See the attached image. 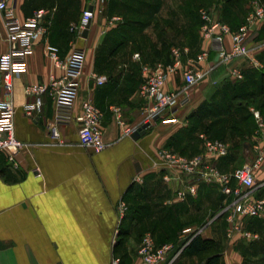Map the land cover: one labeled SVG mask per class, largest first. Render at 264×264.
<instances>
[{
  "label": "crops",
  "instance_id": "0c3cea01",
  "mask_svg": "<svg viewBox=\"0 0 264 264\" xmlns=\"http://www.w3.org/2000/svg\"><path fill=\"white\" fill-rule=\"evenodd\" d=\"M94 1L15 0L14 12L19 19L30 16L36 9H46L48 13L44 23L45 33L33 42L24 72L12 80L10 101L14 110L13 134L16 139L30 145L14 156L16 165L0 152V264H111L112 259L116 260V264H137L138 241L133 236L149 229L154 221H157V225H176L186 220L190 225L181 231H195L201 238L213 240L217 248L197 255L178 254L174 264H203L205 258L213 253L220 255L218 264H264V252L261 250L264 247L263 220L243 224L244 229L255 233L257 238L245 239L239 235L227 238L225 214L220 219L222 213L216 215L214 208L223 209L229 198L220 193L216 184L204 183L183 174L175 177L167 168L152 164L154 152L158 149L171 151L173 148L175 154L184 157L200 152L198 137L200 134L208 137L203 126L210 119L203 121V125L193 131L190 140H179L177 136L185 134L188 115L204 100H209L211 93L221 90L224 95L236 94L238 91L232 90L229 85L237 80L229 75L227 66L218 65L200 82L204 88L202 94L193 99L188 97L156 117L136 139L130 134L125 135L124 129L140 126L144 116L145 101L138 91L142 78L133 55L137 54L139 62L146 65H152L147 60L155 57L165 61L169 55L168 51L158 50L152 40L144 37V29L139 34L135 32L129 36L113 52L110 51L118 38L108 35L109 27L115 22L112 25L107 22L112 16L120 18L117 11H125V4L133 0H105L102 11L91 18L86 37L75 38L69 26L77 23L81 12L93 5ZM249 1L238 0L231 9L229 22H226L228 26L238 25L246 15ZM145 3L141 6L135 3L130 5L128 13L133 18L148 20V0ZM171 11L176 12V9H167V14ZM160 16L165 18L162 19L163 27L158 31L161 41L165 42L166 31L172 28L173 32H176V28L182 31L166 23L167 15ZM263 29L264 22L256 31L252 44L261 41ZM179 39H182L184 46H191L190 36ZM225 43L228 45V38ZM71 44L81 47L84 53L79 87L72 104L71 119L57 125L64 144L46 145L50 142L46 128L52 121V102L47 95H43L39 110L32 116L24 115L22 105L31 100L24 94V87L46 83L51 76L58 77L61 70L48 58L45 47H54L57 57L64 60ZM6 48L0 13V54ZM188 49L187 57H193L190 47ZM254 55L264 67V47L254 49ZM213 59L214 56L210 54L209 61ZM233 65L241 70L242 76L251 68L242 59H235ZM90 74L103 75L106 81L93 85ZM255 78L253 83L247 80L248 85L256 90L255 97L259 103L258 107L252 106L249 110H256L264 117V94L259 92L262 83L258 77ZM180 84L178 74L169 75L165 89L172 90ZM85 100L91 101L101 112V138L106 146L98 152L77 145V122L74 117L79 115L80 105ZM213 100L218 102L217 94ZM188 105H193L192 110L180 117V111ZM113 108L118 111L114 112ZM242 114L233 113V116L243 121ZM171 137L177 138V145L167 146ZM235 137L243 138L246 142L242 143L241 150L227 144L231 157H219L212 162L219 171L229 172L236 168L235 151L253 152L256 139L252 128L244 132L236 131ZM262 155V164L254 171V181L259 175L256 183L264 185V150ZM188 185L194 186L193 195L187 192ZM178 191H184L183 200L175 199ZM260 198L264 199V195ZM119 202L125 205L120 219L117 213ZM162 208H165L162 210L164 214L155 218L154 210ZM140 214L142 225L137 220ZM121 231H124L123 242L115 251L114 244ZM157 231L154 230L152 234L155 235ZM253 242L257 244L256 247L251 244Z\"/></svg>",
  "mask_w": 264,
  "mask_h": 264
},
{
  "label": "built area",
  "instance_id": "2783aa9c",
  "mask_svg": "<svg viewBox=\"0 0 264 264\" xmlns=\"http://www.w3.org/2000/svg\"><path fill=\"white\" fill-rule=\"evenodd\" d=\"M105 0H95L90 9L85 8L77 23L69 26L70 32L75 38L81 37V32L90 22L91 18L102 11ZM15 0H0V13L5 34L7 48L0 54V152L5 153L6 159L16 165L14 156L26 149L30 144L20 141L13 134V106L10 101L12 80L24 72L26 60L31 52L34 41L42 36L46 29L44 26L46 9H36L30 16L19 19L14 12ZM200 21L198 33L201 38V48L193 57H187L189 52L186 46H172L169 51L170 62H161L152 65L141 64V83L139 94L145 101L143 106L142 124H150L156 117L170 111L182 101L188 98V91L193 86L202 82L208 74L218 65L228 67L229 75L236 80L241 79V70L233 65L235 59H242L248 66L256 70H262V63L255 57L254 49L264 47V35L260 42L252 44L256 31L264 22V0H250L247 6L243 22L235 31H231L226 23L215 20L209 9L198 10ZM120 18L112 16L108 24L119 21ZM228 38V45L225 39ZM46 54L53 65L60 68L58 77H49L46 83L28 84L24 87V94L31 100L22 105V111L26 116L39 110L43 95H47L52 102V121L46 128L49 143L46 145H62L57 125L68 122L71 119V108L79 87L84 53L81 47L71 44L70 51L64 60L57 57L56 49L47 45ZM214 56L209 61V55ZM133 57H137L134 54ZM178 74L181 84L172 89H165V83L169 75ZM93 85H101L106 81L103 75L90 74ZM117 112V108H113ZM255 128L253 135L256 139L252 146L254 158L251 163H245L229 172H222L212 164L213 160L223 157L228 153L227 145L217 139H211L204 134L199 135L202 142V151L190 157L172 154L165 149L154 152L152 164L157 167L167 168L172 176L183 174L195 177L204 183H214L220 193L229 198L227 205L222 209L225 214L227 238L239 235L245 239H255L257 235L244 229L242 218L253 217L264 221V199L254 196V191L262 183H255L254 171L263 161L264 150V117L256 110L251 109ZM100 110L89 100L80 105V113L74 117L77 122V145L89 148L94 152L101 151L106 144L102 141L100 130ZM132 129H124V134H130ZM174 178V177H173ZM190 195L195 192L194 186L186 188ZM184 191H178L176 200H183ZM125 211L123 202L117 204L118 218ZM195 232V231H194ZM183 229L177 237L181 245L174 250L171 242L156 245L150 233H144L138 243L136 254L137 264H171L178 256L182 248L196 233ZM188 235V236H186ZM111 264H116L112 259Z\"/></svg>",
  "mask_w": 264,
  "mask_h": 264
},
{
  "label": "trees",
  "instance_id": "16d2710c",
  "mask_svg": "<svg viewBox=\"0 0 264 264\" xmlns=\"http://www.w3.org/2000/svg\"><path fill=\"white\" fill-rule=\"evenodd\" d=\"M238 0H222V4L218 7V11L220 16H218V19L221 22H229V19L231 18V9L237 4ZM123 3V2H122ZM121 3V4H122ZM128 3V2H126ZM137 4L141 6L142 4L145 5V0H133V2H129L128 4ZM148 6H151L150 1H148ZM127 5V4H125ZM124 5V6H125ZM128 8L130 5H127ZM126 8V6L124 7ZM130 9V8H129ZM245 16V14H244ZM240 20L238 25L235 27H230L231 31H235L237 27L243 22V18ZM135 20H126V22L122 21L121 23H114L112 26L109 27L108 30V35L111 36H117L118 41L114 45L113 48H111V52L116 50L118 46L122 44L126 39L130 38L132 34L135 32L137 33L140 29L141 31L147 27L148 21H142L139 17L133 18ZM199 18H197V30L199 28ZM124 27V28H123ZM264 32V29L261 31V33ZM264 34V33H263ZM71 35H73L71 33ZM189 35V34H188ZM169 43H166L163 45V48L165 51H168ZM169 55V51L167 52ZM163 64L166 62H170V57L168 60L162 61ZM249 83H253V78L258 77L259 82L262 83L259 89V92L264 94V72L262 70H256L253 68H250L247 72L243 73V76L241 79L237 80V82H233L229 85V87L234 90L236 89L238 92L236 94H227L224 95L221 90H218L216 92L211 93V96H209V100H204L199 106L191 112L188 115L189 118V123L188 127L184 131L185 134H182V136H177L179 140L181 138L183 140H190L192 138V133L193 131L199 129L203 125V121L210 119L209 122H207L206 126H203L204 130L208 132V137L213 138L214 136L218 139L224 138V134L226 132H229L231 134L236 135V131H241L244 132V130H249L252 128L254 130L255 124H254V119L252 112L249 110V107H258L259 100H257L256 96V90L251 88V86L248 85V80ZM256 79V78H255ZM239 81V82H238ZM218 97V102H215L213 100L214 96ZM217 99V98H216ZM213 100V101H212ZM242 112V116L244 117L243 121L241 122L240 119L235 118L233 116V113H240ZM235 131V132H232ZM213 137H211V135ZM215 139V138H214ZM177 141V138L171 137L170 140L167 142V146H174ZM178 144V143H177ZM176 144V145H177ZM242 145V143H241ZM242 147V146H241ZM230 153H227L224 158L231 157L229 155ZM256 183V182H255ZM264 193V185H261L257 187L254 191V196L257 198L263 197ZM221 208V207H220ZM165 208H162L164 210ZM167 209V208H166ZM169 209V207H168ZM161 210V211H162ZM224 213L221 214L220 219H223ZM246 219V220H245ZM243 224H251V223H256L257 221L260 222L259 219L253 218V217H245L242 218ZM152 231L155 230V227L151 228ZM151 235H153L151 233ZM154 243L156 245L162 244L169 242L166 239L164 241H159L157 240L154 235L152 236ZM124 238V231H121L118 236H117V241L114 244V250H118V247L121 246ZM179 242L177 239L173 241L174 250L178 248ZM254 247H256V243H251ZM216 243L213 240L206 239V238H201L199 235L193 236L188 243L182 248V250L179 253L180 255L187 254V255H197L202 252L208 251V250H216ZM262 252H264V247L261 249ZM220 255L218 253H213L212 255L208 256L205 258L203 264H218L219 262ZM175 262H172L171 264H174Z\"/></svg>",
  "mask_w": 264,
  "mask_h": 264
},
{
  "label": "rangeland",
  "instance_id": "374dc122",
  "mask_svg": "<svg viewBox=\"0 0 264 264\" xmlns=\"http://www.w3.org/2000/svg\"><path fill=\"white\" fill-rule=\"evenodd\" d=\"M148 1H150V3H151V6L149 7L150 13H149V19L145 20V21H148V25H147V27L144 28L143 35H144V37L148 38L150 41L152 40L153 41L152 44L155 45L156 47H158V50L162 49L163 45L166 43H169L168 51H170V48L172 46H184L185 45V44H183L184 42H182V39H179V38H183L184 36H190L191 37V40H190L191 46L188 44V47H190V51H191L192 55L197 54L199 52V50L201 48V44H202L201 38H200L198 30L196 28L197 27L198 10L200 8L209 9L211 14L213 15L214 19L220 21L218 19V16H220L219 11H218V7L222 4V0H164V1L163 0H148ZM127 5H133V4H127ZM174 6H175V8H174ZM167 9H171V10L176 9V12L171 11L167 14ZM124 10L125 11H123V10L117 11L118 16H120L121 20H119L115 23H121L122 21L126 22V20H129V19L132 20L133 19L134 16H132L127 11V10H129L128 6H126V8H124ZM178 10H179V12H178ZM160 15H163V16L167 15L166 23H168L171 26L175 25V27L182 29L181 32H180V30L178 31L177 28H176V32L175 31L173 32V28L170 29L169 31H166L167 34H165V35L167 37L165 38L166 39L165 42L161 41L160 40L161 37L158 35L159 29L161 27H163V25H164V22L162 21V19H165ZM223 23H225V22H223ZM138 30L139 31L137 33L139 34V32H141V30L140 29H138ZM139 36L142 37V34H140ZM167 38H169V39H167ZM186 38H188V37H186ZM158 40H160L159 43H158ZM170 40H171V42H170ZM133 60L136 63H138L139 68H140L141 64H143V62H139L138 57H135V58L133 57ZM147 61L149 62V64L162 62L161 59L158 60V58H155V57L150 59V60H147ZM120 66L123 67V65H119L118 67H120ZM202 90H204V88H202L200 83H199L196 86H193L191 88V90L188 91L187 96L190 99H193L195 96L202 94V92H203ZM192 106L193 105L185 106L180 111L179 116L182 117V116L188 114L189 111L192 110ZM210 135H211V137H213L212 134H210ZM224 136H226L227 138L224 137L221 140V139H218L214 136L211 139L215 138L217 140L224 142L226 145L228 144L231 148L235 147L239 150H241V143L246 142V140L243 138L238 139L239 137H235V139H234V134H231L229 132H226L224 134ZM198 140L200 142V147L202 149V142L199 139V137H198ZM168 152L173 154L174 153L173 148L171 149V151H168ZM200 152H198V153H200ZM234 155H236V160L238 162L236 167L241 166L242 164H245V163H251L253 158H254L252 151H235ZM259 179H260V176L256 175L255 182L259 181ZM161 210L162 209H159L158 211L154 210L153 214H154V216H156L155 218H157V216L160 217L161 215L164 214V211H161ZM221 211H222V209L221 208L217 209V206L214 208V212L216 213V215L221 214L222 213ZM137 217H138L137 220H138L139 224L142 225L141 224L142 221L140 219L141 214L138 215ZM170 224L171 225H169V224L157 225V221H154L153 223H151L149 229L141 231L138 235L133 236V238L137 239V241L139 243L140 238L144 233L151 232L154 234V231H152L151 228L155 227V231L158 229L157 233H155V235H154V237L157 240L164 241L166 239L167 241L173 243V241L176 239L177 235L180 234L181 229L185 226L190 225V222H189V220H186V221H182V223H181V221H179L176 223V225L174 223L173 224L170 223ZM160 228H162L163 231ZM179 243H180L179 245H181V242H179Z\"/></svg>",
  "mask_w": 264,
  "mask_h": 264
},
{
  "label": "water",
  "instance_id": "95a60500",
  "mask_svg": "<svg viewBox=\"0 0 264 264\" xmlns=\"http://www.w3.org/2000/svg\"><path fill=\"white\" fill-rule=\"evenodd\" d=\"M88 9H90V6L88 7ZM89 27V23L86 24V26L84 27V29L81 32V37H86L87 35V30ZM184 102V101H182ZM147 123H143L140 126H138L136 129H134L131 133H130V137L136 139L140 134H142L144 132V129L147 127ZM135 169H137V164H135Z\"/></svg>",
  "mask_w": 264,
  "mask_h": 264
}]
</instances>
